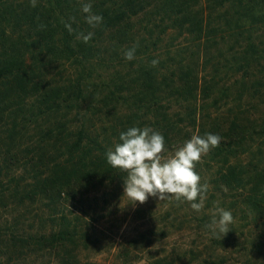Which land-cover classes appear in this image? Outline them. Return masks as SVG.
<instances>
[{
    "label": "trees",
    "instance_id": "trees-1",
    "mask_svg": "<svg viewBox=\"0 0 264 264\" xmlns=\"http://www.w3.org/2000/svg\"><path fill=\"white\" fill-rule=\"evenodd\" d=\"M207 2L208 12L196 15L184 0H37L34 8L30 0H0V202L8 192L46 203L52 226L40 233L43 248L87 238L81 218L60 201L77 188L127 177L107 163L106 151L133 126L159 131L163 155L193 135L219 134L209 197L238 192L253 219H262L264 166H244L240 156L264 145V0ZM84 3L103 17L99 26L86 23ZM89 32L88 43L77 38ZM179 40L186 44L176 47ZM133 47L129 61L125 52ZM231 100L256 101L254 112L220 125L218 110ZM12 154L27 159V189L22 175L10 182L14 189H4ZM205 231L207 242L187 253L209 250L202 264H222L217 246L229 233Z\"/></svg>",
    "mask_w": 264,
    "mask_h": 264
},
{
    "label": "rangeland",
    "instance_id": "rangeland-1",
    "mask_svg": "<svg viewBox=\"0 0 264 264\" xmlns=\"http://www.w3.org/2000/svg\"><path fill=\"white\" fill-rule=\"evenodd\" d=\"M184 2L191 3V11L196 15L201 9L205 14L209 10L207 0ZM184 44V40L175 41L176 47ZM189 53L190 50H186L183 56ZM232 96H235L234 91ZM229 102L218 110L220 125L235 113L254 112L252 105L256 101ZM214 118L215 115L210 122ZM212 152L213 149L203 155L195 168L201 183H207L209 188L219 160L212 159ZM173 154L171 151L164 156ZM11 158L7 159L12 165L2 177L4 189H14L15 182H10L20 175L24 188L31 178L26 170L29 165L24 162L27 159L21 160V154H12ZM249 162L260 168L264 166V145L255 144L252 151L241 154L240 163L246 166ZM124 179L88 185L67 193L68 201L62 199L60 204L71 208L74 215L81 218L87 238L79 241L78 246H57L54 250L43 248L37 242L40 233L51 230V223L46 221L51 209L45 202H21V198L9 196L7 192L0 202V240H3L0 242V264H202L200 257L207 258L211 254L209 250L201 248L193 255L187 251L207 242L205 230L210 229L206 225L217 207L231 211L234 218V223L229 225L227 241L217 246V258H222V264H264V216L253 219L241 205L238 192L226 191L224 196L216 192L214 199L207 193L199 212L193 210L189 202L174 199L159 201L149 197L146 203L133 205L123 196ZM12 231L17 239L12 238ZM20 239L27 243H16Z\"/></svg>",
    "mask_w": 264,
    "mask_h": 264
},
{
    "label": "clouds",
    "instance_id": "clouds-1",
    "mask_svg": "<svg viewBox=\"0 0 264 264\" xmlns=\"http://www.w3.org/2000/svg\"><path fill=\"white\" fill-rule=\"evenodd\" d=\"M30 6L36 7L37 0H30ZM82 11L87 14L86 23L92 28L102 23L103 17L92 12L90 3L82 4ZM65 27L69 33L73 32L70 23H65ZM92 37L91 32L77 36L84 43H88ZM134 54L135 47L125 52V59H134ZM158 63V60L151 61L153 67ZM221 140L219 134L193 135L178 147L173 155L166 158L163 155L167 152L165 138L159 131L148 126H133L120 133V142L107 149L106 159L112 168L127 173L123 196L128 198L129 203L144 204L149 197L158 198L159 201L174 199L189 202L191 208L199 212L207 199L209 185L201 183V177L195 171L196 164L211 149L219 147ZM212 216L206 227L213 235L227 234L229 225L234 223L231 211L217 207Z\"/></svg>",
    "mask_w": 264,
    "mask_h": 264
}]
</instances>
